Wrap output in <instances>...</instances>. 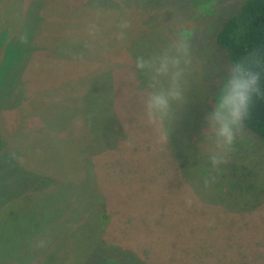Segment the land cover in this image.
<instances>
[{"label":"rangeland","instance_id":"1","mask_svg":"<svg viewBox=\"0 0 264 264\" xmlns=\"http://www.w3.org/2000/svg\"><path fill=\"white\" fill-rule=\"evenodd\" d=\"M68 1L78 5L51 10L43 25L24 15L23 33L0 51V210L18 196L33 210L0 219V264H264V138L244 126L213 171L203 136L229 65L215 36L246 0ZM177 30L191 45L186 103L173 106L168 144H158L143 121L145 78L131 74ZM33 125L56 135L29 153L14 140L35 143ZM97 196L105 229L94 222Z\"/></svg>","mask_w":264,"mask_h":264},{"label":"clouds","instance_id":"2","mask_svg":"<svg viewBox=\"0 0 264 264\" xmlns=\"http://www.w3.org/2000/svg\"><path fill=\"white\" fill-rule=\"evenodd\" d=\"M130 27L128 21L119 24L122 30ZM97 30L95 25H90L89 34L94 35ZM190 49L186 35L177 30L159 52L139 55L135 59L131 75L136 78L137 73L141 74L146 84L145 94L141 97L143 121L153 130L158 144H168L171 131L167 124L173 118V106L186 103L184 83L192 62ZM260 65V59L253 53L226 67V76L219 84L212 110L205 116L203 129V136L213 146L209 156L213 171L226 162L227 155L235 150L237 138L243 134L254 97L261 92ZM209 183L210 180L205 179V187ZM44 246L43 241L39 242L38 247Z\"/></svg>","mask_w":264,"mask_h":264},{"label":"trees","instance_id":"3","mask_svg":"<svg viewBox=\"0 0 264 264\" xmlns=\"http://www.w3.org/2000/svg\"><path fill=\"white\" fill-rule=\"evenodd\" d=\"M93 0L92 2H94ZM30 3L31 10L26 9V6ZM41 4V7H40ZM83 4V3H79ZM95 4V3H91ZM69 5H78L74 4L72 2H69L68 0H0V35L5 34L7 36V40L3 42L0 51L5 52L6 45H9V42H16L18 40V36H20L19 33H23V30H21V25H18L20 21H23L24 15L27 19L29 15L35 19H39V24L43 25L42 21H46L48 18V13L60 11V9L64 6ZM87 5V4H83ZM88 6V5H87ZM89 8V7H87ZM56 9V11H55ZM90 9V8H89ZM145 13H150L153 10L151 9H143ZM51 17V16H49ZM42 26L37 27V34L41 32ZM17 38V39H16ZM216 43L219 45L220 48L226 51V56L228 63H233L237 60H243L246 58H249L253 53L256 54V56L260 59L261 65L260 70L262 72L261 76V92L258 96L254 97L253 105L250 109V114L248 118L245 121V126L254 132L255 134L259 135L260 137L264 138V0H246L244 1L241 6L233 13L231 14L222 24V26L219 28V30L216 33L215 36ZM73 38H71V43L67 42L66 45H76V40L72 41ZM33 45H42L43 41L40 40V38L35 37L33 42H31ZM59 48L60 45L56 44ZM62 45V44H61ZM47 59H53L48 58ZM83 70V69H82ZM83 71H86L84 68ZM110 84V83H109ZM108 91V90H107ZM45 99V98H44ZM22 102V101H20ZM58 103V107L61 105L60 101H56ZM45 106L44 104H42ZM40 105V106H42ZM32 106V105H29ZM39 106V105H36ZM35 132L30 137H36L37 140L33 144H28L26 142H22L21 138L14 140V145L18 144L20 147L21 144H25L24 148H29V153L32 152L30 148H33V146H40L42 143H45V140L48 138H54L56 134L53 136H49L48 134H52L50 131L48 132L45 130L43 126L38 127L37 125H33L32 128ZM20 132L22 133L21 129ZM44 132L46 135H43ZM32 133V130L29 129L26 136ZM25 134V133H24ZM14 134L10 135L9 137L3 134L5 139L12 137ZM57 139H60L58 136ZM31 139V138H30ZM48 139V140H49ZM27 141V140H25ZM4 149L8 147V144L2 145ZM34 147V148H35ZM41 147V146H40ZM29 162V161H28ZM26 167V166H25ZM27 168V167H26ZM28 169V168H27ZM24 170H26L24 168ZM31 170V169H30ZM11 200L6 202L2 205L3 209L0 210V219L9 220V217L12 215L10 212H6L7 209L17 212L14 216L16 218L13 219H26V217H30L33 212V210H26L23 207L26 205H18V203L21 202L20 196L18 197H9ZM107 200L101 198L100 196L96 197V202L94 205V222L98 227H102L105 229L107 227V224L110 220V214L106 209ZM40 205V204H38ZM21 214V215H20ZM44 215V216H43ZM45 215H48L46 213L42 214V218H46L48 221L51 218L46 217ZM41 228L47 229V227L41 226ZM24 228L21 229V231L24 233ZM12 234V232L10 233ZM7 235H4L1 239V241L7 240ZM18 257H16L17 259ZM3 258H0V261H2ZM85 257L83 260H79V264H84Z\"/></svg>","mask_w":264,"mask_h":264}]
</instances>
